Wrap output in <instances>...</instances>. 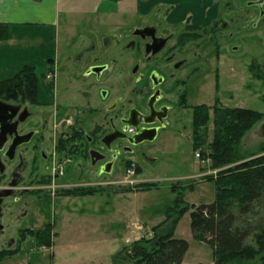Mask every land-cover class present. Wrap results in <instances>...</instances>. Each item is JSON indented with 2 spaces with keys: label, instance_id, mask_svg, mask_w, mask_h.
Wrapping results in <instances>:
<instances>
[{
  "label": "flooded vegetation",
  "instance_id": "1",
  "mask_svg": "<svg viewBox=\"0 0 264 264\" xmlns=\"http://www.w3.org/2000/svg\"><path fill=\"white\" fill-rule=\"evenodd\" d=\"M239 1L219 0L208 25L169 23L155 10L98 21L91 37L76 28L52 78L37 73L36 88L0 97L14 108L0 124V253L38 235L56 199L119 187L131 159L155 164L146 150L179 136L188 110L207 105L213 65L221 88L228 42L264 33V0Z\"/></svg>",
  "mask_w": 264,
  "mask_h": 264
},
{
  "label": "rangeland",
  "instance_id": "2",
  "mask_svg": "<svg viewBox=\"0 0 264 264\" xmlns=\"http://www.w3.org/2000/svg\"><path fill=\"white\" fill-rule=\"evenodd\" d=\"M239 2L244 4L242 0ZM135 17L138 18L137 15ZM129 18L128 15L116 13H93L84 17L62 14L60 24L55 29L59 70L64 58L70 54L67 46L76 28L90 36L91 29L87 28L96 25L98 21L124 22ZM233 45L238 46L237 51H232ZM46 50L48 54L54 52L51 46H47ZM225 53L219 64L221 83L218 85L221 88L214 89V72L218 65H213L207 85L209 97L205 103L213 106L214 98L217 97L226 107L248 108L264 113V33L245 34L243 41H229ZM39 64L36 71L44 75L48 67ZM191 103L200 102L191 100ZM192 113V109L188 110L179 136L160 139L152 151L146 150L147 156L154 159L155 164L129 160L130 167L136 169L138 184L153 183L155 187L152 190L142 191L135 197L129 193L138 192L136 185L120 184L115 189H104L94 196L73 200L56 199L52 215L46 221H52L55 226L53 247L39 248L34 240L22 238L9 248L16 253L11 257L0 258V264H125L121 258H117L123 248L142 237L151 238L152 228L165 220L166 211L173 205L176 196L170 189L172 185L178 184L183 188L194 186L193 191L186 190L184 193L185 201L191 206L212 203L216 196L215 185L207 182L205 176L209 172L216 175L220 169L212 168L210 159L204 160V163L201 158L197 159L196 155L201 151L193 149ZM213 130L214 126L210 122L208 143L212 141ZM262 149L264 119L238 145V152L249 157ZM203 150H208L207 145ZM124 177L125 174L117 176L116 182L123 181ZM175 237L189 243L183 264H214L212 248L193 238L191 211L179 221ZM259 261L258 257L245 264H259Z\"/></svg>",
  "mask_w": 264,
  "mask_h": 264
},
{
  "label": "trees",
  "instance_id": "3",
  "mask_svg": "<svg viewBox=\"0 0 264 264\" xmlns=\"http://www.w3.org/2000/svg\"><path fill=\"white\" fill-rule=\"evenodd\" d=\"M9 37V26L0 23V41ZM48 61L46 75L51 68ZM37 87V72L25 67L12 78L0 81V97L11 98L17 92L27 93ZM212 114V116H211ZM264 119V113L248 108H231L217 102L213 106L199 105L192 113L194 151H201L202 160L210 159L212 168L220 169L205 180L216 189L215 200L200 206L185 201L190 185L178 184L170 189L176 194L165 220L152 228V237H142L126 245L117 256L125 264H182L189 243L175 237V230L183 216L191 211V231L198 242L207 243L213 250L214 264H245L259 257L264 264V149L252 156L241 155L238 145L242 138ZM214 126L213 138L207 141L208 128ZM208 150H203V147ZM130 167L128 164L127 168ZM139 172V170H137ZM136 191H150L153 183L136 185ZM84 190L83 196L93 194ZM54 223L48 222L38 235L30 238L39 248L51 249L55 237ZM16 251H4L1 259Z\"/></svg>",
  "mask_w": 264,
  "mask_h": 264
},
{
  "label": "crops",
  "instance_id": "4",
  "mask_svg": "<svg viewBox=\"0 0 264 264\" xmlns=\"http://www.w3.org/2000/svg\"><path fill=\"white\" fill-rule=\"evenodd\" d=\"M219 8V0H0V23L9 26L8 40L0 41V81L14 77L25 67L37 70L38 62L47 68V61L57 60L55 29L62 14L146 16L159 10L169 23L208 25L217 18ZM47 46L54 52L48 54ZM139 193L129 195L138 197Z\"/></svg>",
  "mask_w": 264,
  "mask_h": 264
},
{
  "label": "built area",
  "instance_id": "5",
  "mask_svg": "<svg viewBox=\"0 0 264 264\" xmlns=\"http://www.w3.org/2000/svg\"><path fill=\"white\" fill-rule=\"evenodd\" d=\"M53 67L50 68L49 72L47 73V77L50 79L53 77V74H54V71H53ZM197 159H200L201 156L200 154L198 153L196 155ZM203 163H204V160H203ZM213 172H209V174H206V175H212ZM139 183L138 180H136V169L132 166V167H129L125 170V177H124V180L123 181H120L118 182L117 184H124V185H137Z\"/></svg>",
  "mask_w": 264,
  "mask_h": 264
},
{
  "label": "water",
  "instance_id": "6",
  "mask_svg": "<svg viewBox=\"0 0 264 264\" xmlns=\"http://www.w3.org/2000/svg\"><path fill=\"white\" fill-rule=\"evenodd\" d=\"M14 114V108L11 105L0 102V124L7 121V118L11 119Z\"/></svg>",
  "mask_w": 264,
  "mask_h": 264
}]
</instances>
